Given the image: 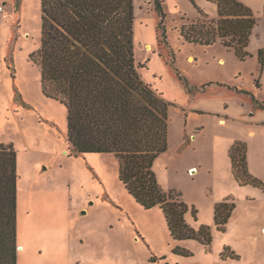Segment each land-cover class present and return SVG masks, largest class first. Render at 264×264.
<instances>
[{
  "label": "rangeland",
  "instance_id": "1",
  "mask_svg": "<svg viewBox=\"0 0 264 264\" xmlns=\"http://www.w3.org/2000/svg\"><path fill=\"white\" fill-rule=\"evenodd\" d=\"M262 1H242L257 23L251 56L241 60L220 42L183 38L182 27L201 17L191 0H134L139 72L172 103L169 147L153 170L164 190L181 193L187 223L211 227L206 247L175 241L163 210L136 202L114 154L74 152L67 108L43 94L31 58L42 42V0H0V146L17 151L18 264H264V188L240 186L229 158L236 141L246 142L249 169L264 182ZM196 3L208 17L219 16L214 0ZM226 197L236 206L221 231L214 208ZM177 245L192 255L174 252ZM226 248L236 257H223Z\"/></svg>",
  "mask_w": 264,
  "mask_h": 264
},
{
  "label": "trees",
  "instance_id": "2",
  "mask_svg": "<svg viewBox=\"0 0 264 264\" xmlns=\"http://www.w3.org/2000/svg\"><path fill=\"white\" fill-rule=\"evenodd\" d=\"M201 17L184 25L183 38L209 46L220 42L245 60L257 19L240 0H214L219 16ZM161 8L160 1L158 2ZM43 30L39 49L31 58L40 66L43 94L68 111L67 139L75 153H112L119 163V179L145 209L163 210L175 241L196 239L213 243L210 226L187 223L189 207L181 193L166 191L153 170L155 158L169 147L171 102L141 76L134 51V0H42ZM166 39V35H165ZM264 65V51L259 50ZM248 145L236 141L229 150L231 170L240 185L264 188L251 173ZM17 151L0 146V264H18ZM236 203L226 197L216 203L214 222L225 231ZM192 212L196 217V209ZM174 252L192 253L177 245ZM236 257L229 248L223 257Z\"/></svg>",
  "mask_w": 264,
  "mask_h": 264
},
{
  "label": "built area",
  "instance_id": "3",
  "mask_svg": "<svg viewBox=\"0 0 264 264\" xmlns=\"http://www.w3.org/2000/svg\"><path fill=\"white\" fill-rule=\"evenodd\" d=\"M5 11V4L0 3V13H3Z\"/></svg>",
  "mask_w": 264,
  "mask_h": 264
},
{
  "label": "crops",
  "instance_id": "4",
  "mask_svg": "<svg viewBox=\"0 0 264 264\" xmlns=\"http://www.w3.org/2000/svg\"><path fill=\"white\" fill-rule=\"evenodd\" d=\"M241 1H244L246 4H249L248 2H246V0H241ZM262 2H263L262 7H263V9H264V0H263ZM250 5H251V4H250ZM5 11H6V9H5ZM5 11H4V12H5ZM4 12H3V13H4ZM230 161H231V160H230ZM193 167H194V166H192V167H190V168H193Z\"/></svg>",
  "mask_w": 264,
  "mask_h": 264
},
{
  "label": "bare ground",
  "instance_id": "5",
  "mask_svg": "<svg viewBox=\"0 0 264 264\" xmlns=\"http://www.w3.org/2000/svg\"><path fill=\"white\" fill-rule=\"evenodd\" d=\"M148 48H151L150 45H147Z\"/></svg>",
  "mask_w": 264,
  "mask_h": 264
}]
</instances>
